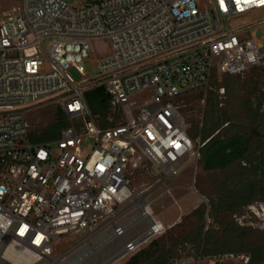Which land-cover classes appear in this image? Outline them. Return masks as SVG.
<instances>
[{"label": "built area", "instance_id": "built-area-1", "mask_svg": "<svg viewBox=\"0 0 264 264\" xmlns=\"http://www.w3.org/2000/svg\"><path fill=\"white\" fill-rule=\"evenodd\" d=\"M16 1L0 16V264H13L14 246L34 264H79L143 221V232L112 249V256L134 253L170 226L138 205L116 223L117 209L138 195L133 173L163 184L200 159L219 130L190 136L179 100L202 92L204 103L213 80L264 68V0ZM86 62L95 77L85 74ZM97 89L106 103L92 114L86 94ZM214 92L225 97L221 85ZM37 107L65 116L55 139L31 140L27 115ZM97 229L102 237L91 244ZM82 232L87 248L50 259L58 239ZM191 260L247 264L249 257Z\"/></svg>", "mask_w": 264, "mask_h": 264}, {"label": "rangeland", "instance_id": "rangeland-1", "mask_svg": "<svg viewBox=\"0 0 264 264\" xmlns=\"http://www.w3.org/2000/svg\"><path fill=\"white\" fill-rule=\"evenodd\" d=\"M64 1L70 6H80L79 0ZM14 8H17L16 0H0V16L11 12ZM103 48L102 42L96 43L98 51ZM83 67L89 78L95 77L98 73L89 62L84 63ZM69 74L75 80L80 79L79 74L73 69L69 70ZM218 85L223 86L225 91V97L220 101L214 92ZM202 98V92H195L179 100L181 106L179 111L189 125L190 136L198 135L199 130L203 131L204 128H210L214 122L220 121L223 123L222 126L228 124V130L223 128L221 135L229 136L235 131H240L254 144L264 138V68H252L234 76H221L210 84L204 103L201 101ZM87 102L90 112L96 113L93 108L94 97L89 95ZM249 108L252 112L258 113L256 124L250 121ZM27 117L31 140L48 134L51 130L58 132L56 129L58 120L52 107H37L30 111ZM90 144L91 142L88 141V145ZM48 147L50 150L56 149L54 144ZM237 168L238 166L234 164L225 170L207 171L202 168L199 160L196 162L188 160L180 167L175 179L167 180L163 184H154L152 178L145 177L139 171L133 173L131 187L138 195L133 203H126L117 209L116 223L130 220L137 213L135 207L138 205L149 206L154 218L170 227L161 235L149 239L136 252L123 254L111 264H127L135 254L142 255L137 264H158L155 258L163 251L167 252L166 264H192L191 257L196 260L200 256H205V252H213L224 244L234 250L242 248L243 250L238 254L248 257V249L256 246L264 247V202L255 199L256 201H252L249 206L240 208L234 213L214 210L218 196L216 188L225 180L229 181L231 174ZM142 191L145 192L139 195ZM227 223L245 228L250 235L241 239L235 232L233 238L228 241L224 232ZM146 228L145 222L136 223L123 237L94 250L79 264L106 263L120 254L112 256L115 245L127 241ZM101 231L97 229L93 233L91 244L101 239L103 234ZM87 235L86 232L72 233L58 239L51 259L59 261L70 255L76 256L81 252L78 251L79 247L87 248L83 242V238ZM224 264L242 263L229 261Z\"/></svg>", "mask_w": 264, "mask_h": 264}, {"label": "trees", "instance_id": "trees-1", "mask_svg": "<svg viewBox=\"0 0 264 264\" xmlns=\"http://www.w3.org/2000/svg\"><path fill=\"white\" fill-rule=\"evenodd\" d=\"M91 95L94 97V112L105 107L106 97L103 95L101 89L89 91L87 97ZM99 108V109H98ZM250 121L256 124L258 121V113L252 112L248 109ZM57 124L56 129L66 125L65 116L56 111ZM223 123L220 121L214 122L210 128H204L200 131L203 139H207L215 131L219 130L218 134L211 138L201 150L202 168L207 171L225 170L232 165H237L238 168L231 174L229 181L225 180L218 188L216 210L227 211L234 213L240 208L249 206L252 201L264 202V138L258 140L257 143H252L245 134L240 131H235L229 136L221 135V130L227 127H221ZM228 126V125H227ZM55 129V128H54ZM56 130H51L48 134L35 138L34 142H45L57 137ZM256 199V200H255ZM227 240H231L232 235L237 232L240 238L250 235L245 228L236 227L233 223H227L224 229ZM233 238V237H232ZM241 249H232L228 245H223L221 248L213 252H205L207 257L216 254L232 253L237 255ZM249 261L247 264H264V247L256 246L247 250ZM142 255H133L127 264H137L138 259ZM167 252H161L155 259L158 264L167 263ZM196 264V263H193Z\"/></svg>", "mask_w": 264, "mask_h": 264}, {"label": "bare ground", "instance_id": "bare-ground-1", "mask_svg": "<svg viewBox=\"0 0 264 264\" xmlns=\"http://www.w3.org/2000/svg\"><path fill=\"white\" fill-rule=\"evenodd\" d=\"M144 207H147V210H149L151 212V214H152V211L149 208V206H143V208ZM144 210L146 212H148L146 209H142L141 208V212H144ZM7 256L9 257V259L11 260V262L13 264H34V258H33V255L32 254L23 252L22 250H20L18 247H15V246L14 247H11V249H8ZM7 256L5 255V258ZM71 256H73V255H70L69 257H67L66 260L71 259ZM44 262H47V259H45Z\"/></svg>", "mask_w": 264, "mask_h": 264}, {"label": "water", "instance_id": "water-1", "mask_svg": "<svg viewBox=\"0 0 264 264\" xmlns=\"http://www.w3.org/2000/svg\"><path fill=\"white\" fill-rule=\"evenodd\" d=\"M126 250H124L123 252H125ZM122 255V253L121 254H119L118 256H115V257H113L112 259H110L109 261H107L106 263H104V264H111V263H113L119 256H121Z\"/></svg>", "mask_w": 264, "mask_h": 264}, {"label": "snow or ice", "instance_id": "snow-or-ice-1", "mask_svg": "<svg viewBox=\"0 0 264 264\" xmlns=\"http://www.w3.org/2000/svg\"><path fill=\"white\" fill-rule=\"evenodd\" d=\"M222 6H223V0H221ZM24 228H27V225L24 226ZM24 228L21 229V232L23 233ZM40 242V238L37 239V243Z\"/></svg>", "mask_w": 264, "mask_h": 264}]
</instances>
